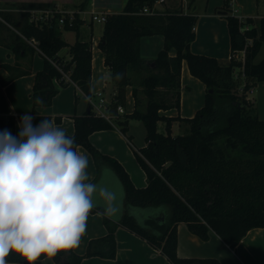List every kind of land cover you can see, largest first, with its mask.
Instances as JSON below:
<instances>
[{"label":"trees","instance_id":"1","mask_svg":"<svg viewBox=\"0 0 264 264\" xmlns=\"http://www.w3.org/2000/svg\"><path fill=\"white\" fill-rule=\"evenodd\" d=\"M156 1L128 0L122 12L108 14L99 43L115 88L111 98L113 114L118 105L126 103L127 87H133L134 111L121 114L125 120L120 119L121 115L116 120L123 131L126 119L142 120L145 125L147 145L136 151V157L146 172L148 185L135 186L117 159L101 153L91 143L93 132L111 129L112 123L97 116L92 108L84 115H75V132L71 135L78 146L91 152L98 168L105 162L119 176L125 188V212L118 222L104 216L108 234L90 240L84 254L74 249L59 252L52 257L57 264H81L91 256L115 258L118 226L150 242L171 264H222L213 257H180L179 223L185 222L203 240H208L213 230L232 248L250 229L264 227V118H260L255 104L246 99V91L264 81V57L256 60L264 45V16L258 21L250 17L241 21L227 12L233 55L228 63H221L216 57L192 50L199 19L195 13L183 8L157 15L139 13ZM230 1L226 0L224 9L232 8ZM0 15L5 20H0V44L11 49L16 57L14 64L0 63V68L9 72L0 80V86L32 72L37 48L45 55L44 66L35 77L33 109L27 114L33 117L34 125L44 118L53 120L37 108L52 105L60 87L69 84L55 63L87 96L93 95L92 40L81 36L84 21L79 13L74 12L73 25L67 12H56L51 21L42 24L33 21L28 10L20 17L9 10H0ZM61 15H65L64 24L59 23ZM245 26L249 28L243 31ZM63 29L76 31L74 44L64 40ZM156 34L164 36L163 48L156 57L143 58L142 38ZM248 39H252V44H247ZM65 47H69L70 59L59 56ZM173 49L174 56L170 54ZM244 49L245 61L236 57ZM184 60L191 74L207 86L205 104L194 117L162 115L161 110L181 107ZM117 73L122 78L117 79ZM239 76L244 77L241 95ZM210 88L213 92H209ZM54 119L57 123L62 121L60 116ZM176 120L188 124L184 134L172 135V123ZM160 121L166 122V133L159 132ZM14 128L15 117H0V132L7 129L13 134ZM136 207H168L170 211L151 215L140 227L137 221L142 220L133 213ZM92 213H102V209L97 207ZM42 258L47 256L39 259ZM6 261L28 264L16 253H10Z\"/></svg>","mask_w":264,"mask_h":264},{"label":"crops","instance_id":"2","mask_svg":"<svg viewBox=\"0 0 264 264\" xmlns=\"http://www.w3.org/2000/svg\"><path fill=\"white\" fill-rule=\"evenodd\" d=\"M27 1L33 7L21 8L23 11H40L47 9H61L68 12H77L84 21L80 27L81 36L85 40H92V80L91 90L92 97L98 98V93L102 92L106 97L111 98L114 93V86L109 80V71L105 65V55L99 47L103 29L99 33L96 31L94 20H92L91 10L102 13H120L123 11L128 0H21ZM263 0H232V4L241 7L245 18H253L258 21L264 16L261 12V3ZM226 0H165L157 5V9L164 13L167 10L175 8H183L184 11L195 13L199 19L195 27L196 37L192 42L191 48L195 53L205 54L216 57L219 60H225L228 63L232 57L231 38L228 28L227 13H223ZM231 7V6H230ZM1 10H13L18 7H1ZM226 11V10H225ZM87 14L88 16H86ZM62 35L69 44H74L77 39L75 30L63 29ZM99 35V36H98ZM147 40V41H146ZM141 51L148 45L155 46L159 51L164 46V36L156 34L152 36H144L141 40ZM160 47V48H159ZM176 55V50L170 52ZM240 52L236 56H240ZM59 56L70 59L71 54L69 47H65L59 53ZM143 56V55H142ZM154 58L143 56V58ZM16 60L14 52L0 44V63L14 64ZM45 62V55L40 51H36L33 57L32 72L28 75L21 76L4 86H0V117H15V128L13 136L18 135L20 129L19 116L29 114L33 109V87L35 83L36 73L40 71ZM9 72L1 67L0 80L6 78ZM243 77V76H242ZM241 78V77H240ZM244 79V77H243ZM181 107L161 110L160 114L166 116L194 117L196 112L205 104L207 93L206 84L199 78L193 76L189 70L187 61H183L181 74ZM191 85V86H190ZM193 85L197 87L198 93H193ZM244 85V81H243ZM189 88L191 94V103L195 105L196 111L192 114L185 113L187 105L186 89ZM239 88L243 91V86ZM191 92V93H190ZM246 99L252 101L260 115L264 113V81L257 82L255 86L246 91ZM127 103L130 109L125 113H132L135 108V99L133 96V87H127ZM90 105L87 94H85L75 82H70L67 86L60 87L58 94L54 97L50 106H39L37 109L41 114L50 115L56 125L66 131L67 134L75 132V115H84L88 112ZM127 111V112H126ZM257 111V112H258ZM62 117V121L57 123L55 117ZM111 129H102L93 132L90 135L91 143L99 149V151L111 158L117 159L129 173L131 180L137 187H146L148 185L147 175L136 157V151L147 145L145 143L136 146L133 142L134 135L130 133V127L134 126L131 121L137 119H126V130L117 124ZM121 120H125V116L121 115ZM161 122V121H160ZM165 122V121H164ZM166 123V122H165ZM188 125L184 121L176 120L172 123V133L174 125ZM186 129V128H185ZM184 129V131H185ZM174 135V133L172 134ZM176 136V135H174ZM146 137V136H145ZM78 150L87 155L89 159V179L96 180L100 177L105 167L111 168L109 165L102 164L97 167L96 160L91 152L82 145ZM113 170V168H111ZM114 171V170H113ZM115 172V171H114ZM116 174V172H115ZM119 178V176L116 174ZM122 184L121 179L119 178ZM123 186V184H122ZM125 193V188L123 186ZM125 212V197H124ZM123 215V214H122ZM108 234L107 226L104 223V215L102 213H90L87 222V230L81 238L79 247L74 250L79 254L86 253L90 240L100 238ZM116 239V257L108 258L102 256L86 257L81 264H171L167 256L161 250L153 247L150 242L139 237L123 226H118L115 232ZM178 254L180 257H196V258H217L222 264H264V227L250 229L243 239L234 247H230L219 235L213 230L210 231L208 240H203L198 235L192 233L185 222L178 225ZM7 264H20L17 262H7ZM35 264H57L52 257L38 259Z\"/></svg>","mask_w":264,"mask_h":264},{"label":"clouds","instance_id":"3","mask_svg":"<svg viewBox=\"0 0 264 264\" xmlns=\"http://www.w3.org/2000/svg\"><path fill=\"white\" fill-rule=\"evenodd\" d=\"M18 128L16 136L0 132V264L10 253L35 264L79 247L97 207L112 222L120 220L125 193L111 168L90 180L87 155L50 119L34 125L26 114Z\"/></svg>","mask_w":264,"mask_h":264},{"label":"rangeland","instance_id":"4","mask_svg":"<svg viewBox=\"0 0 264 264\" xmlns=\"http://www.w3.org/2000/svg\"><path fill=\"white\" fill-rule=\"evenodd\" d=\"M28 1L31 2L30 0H28ZM173 1L176 2L177 0H173ZM200 1L202 3V0H200ZM231 2H232V0L230 1V6L232 8L230 10L225 9L226 12L231 13V14H236L238 16L239 15L242 16L243 11H242L241 7H238V6L236 7V5L235 4L233 5ZM1 7H3V8L4 7L5 8L6 7H9V8H12V7H16L17 8L18 7V9H15L13 11L18 17H20V15L23 12V10L21 8H32L33 6L30 3H27V1H21V0H0V10L2 9ZM2 11H4V10H2ZM261 12L262 13L264 12V0L261 3ZM85 15L88 16L87 14H85ZM244 19H245V17H244ZM94 24H95L97 33H99L101 29H104V23L103 22L95 21ZM158 50L159 49H157L155 46L150 44L145 49L143 48V50L141 51V54L143 56H147V57H156L157 54H158ZM263 57H264V45L261 48L256 60H260ZM220 61H221V63H226L225 60H220ZM107 72L109 73L108 70H107ZM238 81H239L240 85L244 86L243 85L244 79H243L242 76H241V78H240V76L238 77ZM192 90H193L192 92L195 93V94L199 92L197 87L194 86V85H193ZM186 91H187V95H186L187 105L185 107V113L186 114H192L193 112L195 113V111H196V109H194L195 105H193L191 103V98L192 97H191V94H189L190 89L187 88ZM238 93L241 95L243 93V91L240 88H238ZM95 99L98 100V98H95ZM124 108L127 111L130 109V105L127 103V99H126V103L124 104ZM258 114H259V111H258ZM260 115L264 116V113L260 112ZM131 124L134 125V126L130 127V131H129L130 133H128V134L134 135L133 142H134V144L136 146H140V144L143 145L145 143V136H146V128H145L144 123L142 122V120H134V121H131ZM186 127L187 126L185 124H182V127H181L180 125H178L176 123L174 125V130H173L174 135L184 134L185 133L184 129ZM159 132H161V133H166L167 132L166 131V123L164 121L159 122ZM164 210L166 212L170 211V209L168 207H167V209L166 208L163 209L162 207L161 208H151V207L140 208V207H136L134 209L133 213L135 215H137L143 222H145L149 217H151V215H156V214L158 215L161 211H164Z\"/></svg>","mask_w":264,"mask_h":264},{"label":"built area","instance_id":"5","mask_svg":"<svg viewBox=\"0 0 264 264\" xmlns=\"http://www.w3.org/2000/svg\"><path fill=\"white\" fill-rule=\"evenodd\" d=\"M165 0H157L153 5L152 7H149V6H146L144 7V9H142L139 13L140 14H147V15H157V14H160L161 12L157 9V5L159 3H162L164 2ZM56 12H59V13H65L67 12L70 16V25H73L72 21H73V18H74V12H68V11H63L61 9H47V10H40V11H31V14H32V17L31 19L36 23L38 24H42L44 22H49L51 21L54 13ZM91 14H92V20L94 21H98V22H103L105 23L107 21V17H108V13H102V12H99V11H96V10H91ZM236 15V14H234ZM238 16V15H236ZM240 18L241 21H244V17L239 15L238 16ZM0 20L2 21H5L3 19V17L0 15ZM59 23L60 24H64L65 23V15H61L59 17ZM249 27L248 26H245L242 28V30L244 31L245 29H248ZM32 44H34V46H36V43L34 40H31ZM248 45L249 44H252V39H248ZM38 51H40L39 48H37ZM246 52V49L240 51V56H236L240 59H242L243 61H245V53ZM55 65L61 70V72L63 73V75H65V79L67 81H70V82H74L71 78H70V75L66 72H64L61 67L55 63ZM89 97V96H88ZM112 98V96H111ZM111 98H108L106 97V95H104L102 92H99L98 93V100L94 99L92 96L90 97L89 99V102H90V105H91V108L92 110L94 111V113L97 115V116H100V117H103L105 118L107 121H109L110 123H112L113 125H115V118L118 116V115H121V114H124L125 113V108H124V105H118L116 107V114H113L111 112V108H112V99Z\"/></svg>","mask_w":264,"mask_h":264},{"label":"water","instance_id":"6","mask_svg":"<svg viewBox=\"0 0 264 264\" xmlns=\"http://www.w3.org/2000/svg\"><path fill=\"white\" fill-rule=\"evenodd\" d=\"M222 12L225 13V14L227 13L226 11H222ZM209 92H213V88H210V89H209ZM236 102H237V101H236ZM239 105H241V104L239 103ZM90 110H91V105L88 106V112H89Z\"/></svg>","mask_w":264,"mask_h":264}]
</instances>
